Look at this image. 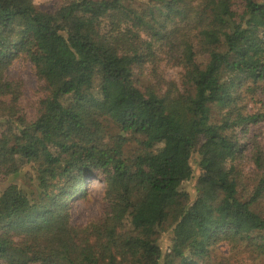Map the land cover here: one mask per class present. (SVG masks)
Masks as SVG:
<instances>
[{
    "label": "trees",
    "instance_id": "16d2710c",
    "mask_svg": "<svg viewBox=\"0 0 264 264\" xmlns=\"http://www.w3.org/2000/svg\"><path fill=\"white\" fill-rule=\"evenodd\" d=\"M28 39L44 93L30 117L8 75ZM165 60L180 85L159 74ZM260 89L264 0H64L48 13L0 0V264H212L220 243L264 258V114L242 105ZM90 179L104 212L76 225L70 202Z\"/></svg>",
    "mask_w": 264,
    "mask_h": 264
},
{
    "label": "rangeland",
    "instance_id": "374dc122",
    "mask_svg": "<svg viewBox=\"0 0 264 264\" xmlns=\"http://www.w3.org/2000/svg\"><path fill=\"white\" fill-rule=\"evenodd\" d=\"M34 6L41 12H54L64 4V0H33ZM23 53L20 52L19 57L12 63L8 70V75L11 79H19L22 81L23 100L21 101V110L31 116L30 105L41 98L44 93L39 86L38 78L35 74V61L37 60L39 47L32 43L30 39L26 40ZM158 72L161 74L166 82H175L180 85L182 71L169 63L163 61L159 67ZM244 111L248 114L262 113L264 114V90H257L255 92L244 94ZM212 120L219 121V114L217 110H212ZM259 146L264 153V123L258 129ZM194 176L191 181L184 184L191 198H194V188L196 178L198 177L197 166L192 162ZM26 169L18 174L15 178L17 184H29L28 175L25 174ZM252 172H254L251 164L244 165L243 183L252 186ZM7 182H0V188L6 186ZM81 189V188H80ZM86 191L84 198L76 194L71 200L73 223L76 225H85L91 219L103 214L104 205L101 199L102 185L98 184L96 180L86 181L82 188ZM250 189V188H248ZM212 264H264V258H256L243 246L232 247L227 243H220L213 251Z\"/></svg>",
    "mask_w": 264,
    "mask_h": 264
},
{
    "label": "water",
    "instance_id": "95a60500",
    "mask_svg": "<svg viewBox=\"0 0 264 264\" xmlns=\"http://www.w3.org/2000/svg\"><path fill=\"white\" fill-rule=\"evenodd\" d=\"M91 180V179H90Z\"/></svg>",
    "mask_w": 264,
    "mask_h": 264
}]
</instances>
